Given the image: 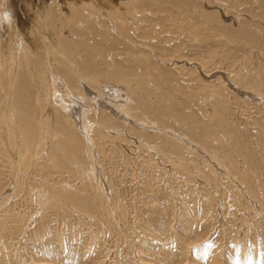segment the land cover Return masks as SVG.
<instances>
[{
	"label": "rangeland",
	"instance_id": "1",
	"mask_svg": "<svg viewBox=\"0 0 264 264\" xmlns=\"http://www.w3.org/2000/svg\"><path fill=\"white\" fill-rule=\"evenodd\" d=\"M0 2V264H264V0Z\"/></svg>",
	"mask_w": 264,
	"mask_h": 264
},
{
	"label": "bare ground",
	"instance_id": "2",
	"mask_svg": "<svg viewBox=\"0 0 264 264\" xmlns=\"http://www.w3.org/2000/svg\"><path fill=\"white\" fill-rule=\"evenodd\" d=\"M3 4L5 3V2H2ZM1 2H0V28H2L3 26H5V25H7V26H9V27H11V30L13 31V32H11V33H13L14 35H12V36H14V38H13V40H14V42L13 43H15V44H17L18 46H20V48H21V50L22 51H24V49H25V47H26V42H25V40H24V38L22 37V36H18L17 35V32L16 31H14L13 29V15H11L10 13L11 12H9V9H11V8H9L10 6H12L11 4H9L7 7L9 8H7L6 7V5L4 4H2ZM15 3V2H14ZM15 15V14H14ZM74 15V14H73ZM19 16V15H18ZM21 17V16H20ZM53 17V16H52ZM58 18V17H57ZM232 18V17H231ZM52 19H50V21H51ZM58 20V19H57ZM18 21V20H17ZM53 21V20H52ZM55 21V20H54ZM15 23V22H14ZM51 23V22H50ZM16 27V26H15ZM3 29V28H2ZM20 29V28H19ZM9 30V29H8ZM22 32V31H21ZM16 34V35H15ZM19 34V33H18ZM1 38V37H0ZM15 44H13V45H15ZM16 49V48H15ZM13 55V54H12ZM12 57V56H11ZM12 59V64H13V66H15V64L17 63L18 64V59L15 57L14 59L13 58H11ZM10 62V61H9ZM11 64V65H12ZM17 66V65H16ZM19 69V68H18ZM17 72V71H16ZM234 78H232V80H233ZM229 81V80H228ZM233 81H235V79L233 80ZM257 82H259V80H256ZM236 82V81H235ZM230 83H231V81H230ZM261 83V82H260ZM80 86H83V85H80ZM85 86V85H84ZM256 87V86H255ZM55 91H56V89H55ZM243 91V90H242ZM258 91H260L259 89H258ZM253 92V91H252ZM58 95V94H57ZM74 95V94H73ZM246 95V94H245ZM259 95V94H258ZM60 96V95H59ZM63 96V95H62ZM120 96V95H119ZM257 96V95H256ZM115 97V96H114ZM105 98H107V99H109V102H111L112 104H115V106L117 107V108H121L122 109V111H125V108H124V105L123 104H120L119 102H118V100H115V99H110L108 96H105ZM104 98V99H105ZM62 98H54V101L56 102V104H57V106H60L61 108H63V107H67V105H64L63 104V102H62ZM106 100V99H105ZM120 100H122L121 98H120ZM123 100H128V98H125V99H123ZM121 102V101H120ZM125 102V101H124ZM71 103V102H70ZM118 103V104H117ZM129 103V102H128ZM127 104V103H126ZM56 106V107H57ZM78 108V107H77ZM70 109L71 108H69V111H70ZM59 110V109H58ZM66 110V109H65ZM67 111V110H66ZM121 111V112H122ZM126 117V116H125ZM128 119H130V118H128ZM67 120V119H66ZM68 120L70 121V122H73L71 119H69L68 118ZM139 121V120H138ZM143 122V121H142ZM69 123V122H68ZM146 123V122H145ZM82 126H81V128L83 129H86L87 131H86V138H87V142H94L93 141V139L90 137V134H89V123L87 122V120L86 121H84L83 122V124H81ZM20 126V125H19ZM22 127V126H21ZM20 127V128H21ZM14 128H16V127H14V125H13V130L14 131H16L15 133H12V135L13 134H15V137H14V139L15 138H20V137H22L23 138V142H25L26 143V141H27V143H29V144H31L30 142H28L29 141V135L28 136H25L26 137V139H24V136H19V132L17 131V129L19 128V127H17V129L15 130ZM88 128V129H87ZM19 130V129H18ZM19 131H21V130H19ZM31 132V131H30ZM85 132V131H84ZM22 133H23V131H22ZM11 134V133H10ZM34 134V133H33ZM33 134H31V135H33ZM23 135H25V134H23ZM35 135H37V134H35ZM36 138V137H35ZM38 138H39V136H38ZM37 138V139H38ZM13 139V140H14ZM74 139H75V137H74ZM20 140V139H19ZM30 140H31V137H30ZM39 140H41V139H39ZM69 141H70V139H68ZM76 140V139H75ZM15 141V140H14ZM22 141V140H21ZM20 141V142H21ZM71 141L72 142H80V140H77V141H74L73 139H71ZM17 142V141H16ZM23 142H22V144H23ZM34 142V141H33ZM32 142V143H33ZM19 143V142H18ZM25 143H24V146H25ZM17 144V143H16ZM20 144V143H19ZM35 144H37V143H35ZM189 144H190V142H189ZM26 145H28V144H26ZM31 145H33V144H31ZM18 146H20V145H18ZM21 146H23V145H21ZM27 147H29V146H27ZM30 147H32V146H30ZM37 146H34V148H36ZM22 148V147H21ZM23 149V148H22ZM32 149V148H31ZM90 149V148H89ZM24 150V149H23ZM23 150L21 151V153L23 152ZM36 150V149H35ZM25 151V150H24ZM26 152H27V148H26ZM29 152V151H28ZM20 153V154H21ZM25 153V152H24ZM24 153H22L21 155H24ZM31 153H32V151H31ZM92 154V153H91ZM20 155V156H21ZM26 156V155H25ZM210 156V155H209ZM28 157V154H27V156H26V158ZM209 158V157H208ZM21 159V158H20ZM25 160V164H26V160L27 159H24ZM216 160V159H215ZM23 161V160H22ZM218 163V162H217ZM220 163V162H219ZM19 164H20V161H19ZM24 164V165H25ZM226 164V163H225ZM222 165V166H224V167H226V165ZM21 167V166H20ZM95 167H96V165H95ZM238 168V167H237ZM228 169V168H227ZM94 170H95V168H94ZM238 170V169H237ZM230 171L232 172V173H237L236 172V169H235V165L234 164H231L230 165ZM259 177V176H258ZM243 178H244V174H243ZM245 179V178H244ZM246 180H248L247 182L249 183V185H250V189H251V191L254 193V191H255V189H252L251 188V181L249 180V179H247L246 178ZM258 180V179H257ZM243 182H245L244 180H243ZM254 184V183H253ZM256 184V183H255ZM254 184V185H255ZM101 186H102V184H101ZM256 186V185H255ZM103 187V186H102ZM249 189V188H248ZM60 195V194H59ZM64 195V197L66 198V197H68V195H69V192H67V193H64L63 194ZM69 196H71V195H69ZM95 197V196H94ZM255 197V196H254ZM59 198H61V197H59ZM70 198V197H69ZM100 198V197H99ZM261 198V197H260ZM264 198V197H263ZM259 199V198H258ZM262 199V198H261ZM261 201V200H260ZM263 201H264V199H263ZM263 203V202H262ZM264 204V203H263ZM260 205V204H259ZM112 207V206H111Z\"/></svg>",
	"mask_w": 264,
	"mask_h": 264
}]
</instances>
